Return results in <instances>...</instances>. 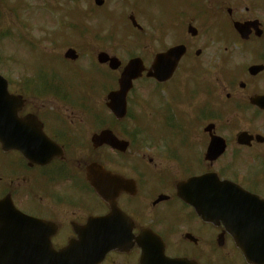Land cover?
<instances>
[{
  "label": "flooded vegetation",
  "instance_id": "obj_1",
  "mask_svg": "<svg viewBox=\"0 0 264 264\" xmlns=\"http://www.w3.org/2000/svg\"><path fill=\"white\" fill-rule=\"evenodd\" d=\"M79 3L76 21L57 18L64 49L41 50L42 62L22 70L34 72L7 79L28 137L0 145V201L47 223L21 234L0 222V255L9 244L19 261L47 260L40 248L60 250L90 218L118 210L117 244L99 264H264V0ZM159 54L170 77L143 73L116 119L107 102L121 72L133 60L148 71ZM62 72L77 82L67 86ZM138 84L146 101L124 133ZM107 129L127 141L123 152L94 144ZM91 165L103 196L87 180ZM191 177L195 191L179 188Z\"/></svg>",
  "mask_w": 264,
  "mask_h": 264
},
{
  "label": "water",
  "instance_id": "obj_2",
  "mask_svg": "<svg viewBox=\"0 0 264 264\" xmlns=\"http://www.w3.org/2000/svg\"><path fill=\"white\" fill-rule=\"evenodd\" d=\"M138 64L136 61L131 62L123 71L119 80V90L110 94V102L108 107L112 110L117 118H121L125 114V97L127 91L131 87L132 80L135 79L138 73L141 71L137 69ZM171 73V69L167 70L162 65L160 56L157 58L155 65L153 66L152 76L158 80H163ZM20 104L16 97L10 95L7 91L6 80L0 76V143L11 144L13 141H23L25 138V129L22 128L20 119L18 118V111ZM104 141L111 144L114 147L121 148V142L114 139L110 132H104ZM97 143V140H96ZM123 149V148H121ZM30 155L32 152L27 150ZM88 179L93 188L98 192L100 190V182L98 181L95 168H90ZM188 186L190 191H193L195 185L194 179L183 184ZM1 207V204H0ZM0 213L2 219L0 222L5 224H28V223H42V221L30 220L27 217L17 213L11 205L8 209L6 205H3V209ZM116 216H120L118 213H112L105 218L91 219L88 226L84 229L77 231L78 240L71 241L70 244L59 251H46L40 248L41 254H44L47 260L36 261L34 263L20 262L18 259H12V253L4 252V259L0 264H97L103 257V253L107 248L113 247L118 239L119 230L113 226L117 222ZM123 218V217H122ZM4 230H9V225H6ZM27 230L26 228H20V231ZM42 231L43 228L37 229ZM262 231V228H259ZM32 232V231H31ZM21 243V242H19ZM5 251L11 250V245H4Z\"/></svg>",
  "mask_w": 264,
  "mask_h": 264
},
{
  "label": "rangeland",
  "instance_id": "obj_3",
  "mask_svg": "<svg viewBox=\"0 0 264 264\" xmlns=\"http://www.w3.org/2000/svg\"><path fill=\"white\" fill-rule=\"evenodd\" d=\"M50 4H53V7ZM81 8L79 0H0V73L16 80L25 73V76L34 72V70H24L31 65L37 56H40V51L49 52L53 54L60 53L64 47L60 45L62 39L56 38L53 34L62 30L59 28V22L57 18L68 16L74 20L71 13L72 10H78ZM68 21V19H67ZM7 33L9 36H7ZM23 39L24 42L32 41V44L27 45L26 43L18 40V36ZM37 46L38 49L31 48ZM56 47L54 50H45L44 48ZM32 50V51H30ZM39 51V52H38ZM38 52V53H37ZM49 57L46 56V59ZM40 61L42 58L40 56ZM33 68V67H31ZM66 85H72L77 81L71 78V74L68 72H62ZM138 90L131 96V100H135L136 103L133 105L135 113L130 111V116L125 119L122 124L124 133L130 122L133 120L130 118H136L138 113L136 112L135 105L137 103L144 104L146 101V93L148 88L145 84H138ZM142 113L146 114L145 109L142 107ZM144 116V115H143ZM143 121V128H145L146 119L140 118ZM136 124V123H135ZM133 128V126H131ZM135 128V126H134ZM138 129V128H136ZM160 136L166 137V129L161 128ZM144 135H139L138 139L143 138ZM140 139V142L142 141ZM147 157L145 150H138V158ZM146 156V157H145ZM147 181H155L150 175L146 174Z\"/></svg>",
  "mask_w": 264,
  "mask_h": 264
}]
</instances>
